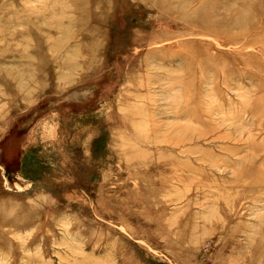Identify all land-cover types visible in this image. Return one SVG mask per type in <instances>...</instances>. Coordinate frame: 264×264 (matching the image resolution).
Wrapping results in <instances>:
<instances>
[{
  "label": "rangeland",
  "instance_id": "374dc122",
  "mask_svg": "<svg viewBox=\"0 0 264 264\" xmlns=\"http://www.w3.org/2000/svg\"><path fill=\"white\" fill-rule=\"evenodd\" d=\"M0 0V264H264V2Z\"/></svg>",
  "mask_w": 264,
  "mask_h": 264
},
{
  "label": "bare ground",
  "instance_id": "6f19581e",
  "mask_svg": "<svg viewBox=\"0 0 264 264\" xmlns=\"http://www.w3.org/2000/svg\"><path fill=\"white\" fill-rule=\"evenodd\" d=\"M261 2H264V0H262Z\"/></svg>",
  "mask_w": 264,
  "mask_h": 264
}]
</instances>
